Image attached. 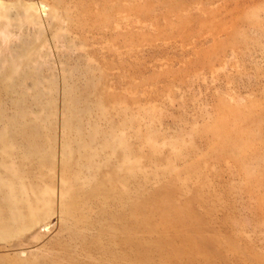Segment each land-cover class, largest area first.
I'll return each mask as SVG.
<instances>
[{"label":"rangeland","instance_id":"1","mask_svg":"<svg viewBox=\"0 0 264 264\" xmlns=\"http://www.w3.org/2000/svg\"><path fill=\"white\" fill-rule=\"evenodd\" d=\"M0 218L4 264H264V0H0Z\"/></svg>","mask_w":264,"mask_h":264},{"label":"bare ground","instance_id":"2","mask_svg":"<svg viewBox=\"0 0 264 264\" xmlns=\"http://www.w3.org/2000/svg\"><path fill=\"white\" fill-rule=\"evenodd\" d=\"M11 213L12 215H17V218L19 221L24 222L25 219L27 220V216H29L31 219H33L34 214H33V209L30 205L26 204V210L25 213H23L21 210H19L17 203L16 202H12L11 201ZM32 222H28L26 223V225L28 226V228L32 227L35 224H38L39 221L33 219L31 220ZM44 224L40 223V225L38 227H43ZM46 226H48V224H46ZM7 229L6 231L4 229ZM36 228L33 227L32 231H34ZM21 230H24V226H22ZM9 231V225L7 220L0 218V241L10 245V246H16L15 244H9L7 243V240L9 239L7 237V233ZM167 241L161 242L159 243V246L162 250H166V248H164V244ZM174 242V241H173ZM169 243L170 244V248L169 252L175 256L176 260H183L185 259V257L191 258L192 261L195 264H208V259H211V256L208 252L211 251L210 250H206L205 248H200V252H196L194 250H192L184 241H182L181 243L178 242H174V243ZM167 247V245H166ZM208 248V246H207ZM8 248L6 247H1L0 248V264H4V262L6 261L7 256L5 255L4 251H6Z\"/></svg>","mask_w":264,"mask_h":264}]
</instances>
